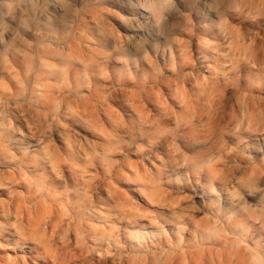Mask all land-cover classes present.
<instances>
[{
    "label": "clouds",
    "instance_id": "clouds-1",
    "mask_svg": "<svg viewBox=\"0 0 264 264\" xmlns=\"http://www.w3.org/2000/svg\"><path fill=\"white\" fill-rule=\"evenodd\" d=\"M0 264H264V0H0Z\"/></svg>",
    "mask_w": 264,
    "mask_h": 264
}]
</instances>
